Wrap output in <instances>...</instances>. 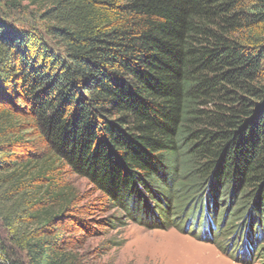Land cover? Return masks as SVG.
<instances>
[{
  "label": "trees",
  "instance_id": "16d2710c",
  "mask_svg": "<svg viewBox=\"0 0 264 264\" xmlns=\"http://www.w3.org/2000/svg\"><path fill=\"white\" fill-rule=\"evenodd\" d=\"M5 1L23 19L0 16V264H83L61 233L73 177L133 216L160 217L159 183L188 177L183 203L209 181L205 212L235 186L246 260L264 239V0ZM226 216L197 231L226 235Z\"/></svg>",
  "mask_w": 264,
  "mask_h": 264
},
{
  "label": "rangeland",
  "instance_id": "374dc122",
  "mask_svg": "<svg viewBox=\"0 0 264 264\" xmlns=\"http://www.w3.org/2000/svg\"><path fill=\"white\" fill-rule=\"evenodd\" d=\"M0 16L17 21L23 19L22 14H13V10L8 7L5 0H0ZM26 19L32 22L34 20L29 14ZM37 22L41 27L42 23L37 20L31 23L32 26ZM182 175L187 174L182 173ZM72 179L79 198L70 213L73 217L70 216L65 220L61 233L66 237V249L73 251L74 254L78 253L83 264H264V258H260L264 257L263 238L255 241L254 246L250 248L249 258L244 261L234 259L223 251V248L231 244L229 251L233 250L240 241L248 243L245 237L248 220L243 218L253 207V201L250 207H246L244 197L240 198V195L230 193L235 186L223 187L224 195L221 196V193L217 195L218 204L214 208L211 203V207L205 212L204 194L212 191L209 181L196 189L195 195L190 196V201L183 203L179 197L178 182L188 177L178 179L172 184V188L159 183L160 189H158L163 191L166 201L165 199L160 201L155 196L150 197V200L157 206L160 218L158 214L142 216L141 213L136 212L133 216L129 212L126 213L116 202L108 200L98 192L86 179L80 177ZM173 187L178 189L173 190ZM145 191L148 192L149 188L143 192ZM165 202L167 208H164ZM180 203L183 206L186 203L189 205L195 203L198 207L196 210L194 205L190 206L187 218L185 212L179 215L178 221L184 217L185 226L183 223L174 226L178 217L177 210L180 208H176V204ZM235 209H238V213ZM164 211H168V216H165ZM171 211L174 213L172 217ZM225 211H227L224 220L227 234L217 241L201 239L195 233H191L197 231V221L200 216L207 217L210 223L215 217L220 226ZM261 220L264 223V217ZM237 229L243 232L244 236L233 237ZM252 230L251 233L256 239L258 231L254 227Z\"/></svg>",
  "mask_w": 264,
  "mask_h": 264
},
{
  "label": "clouds",
  "instance_id": "9594fccd",
  "mask_svg": "<svg viewBox=\"0 0 264 264\" xmlns=\"http://www.w3.org/2000/svg\"><path fill=\"white\" fill-rule=\"evenodd\" d=\"M213 222H214L213 219L211 220V223H210V221H209V219H208V223L211 225V227H213V226H212ZM207 226H208V224H207ZM208 231H209V229L207 228V229H206V232H207V234L209 235V232H208ZM191 233H195V234H196L197 236H199L201 239H207V240H213V241H217V240L219 239V238H216V239L214 240V239L211 238L210 236H208V238H204V237H203V234H202V231H201V227L199 228L198 231L191 232ZM243 236H244V235H243ZM233 237H235V235H234ZM247 240H248V242H249L250 239H247ZM251 242H253V241L251 240ZM225 248H226V247H225ZM227 248H228V246H227ZM227 248H226V249H227ZM229 249H230V248H228V251H227V252H225V251H224V252H225L226 254H228L230 257H233V256H231V255L229 254V252H230ZM231 251H232V250H231ZM232 253H233V252H232ZM240 255H242V256H240ZM238 256H239L240 258L243 257V253H242V251L239 250V255H238ZM233 258H234V259H237V258H235V257H233Z\"/></svg>",
  "mask_w": 264,
  "mask_h": 264
},
{
  "label": "bare ground",
  "instance_id": "6f19581e",
  "mask_svg": "<svg viewBox=\"0 0 264 264\" xmlns=\"http://www.w3.org/2000/svg\"><path fill=\"white\" fill-rule=\"evenodd\" d=\"M247 229H248V226H247V228L245 229V231L247 232ZM255 242V241H254Z\"/></svg>",
  "mask_w": 264,
  "mask_h": 264
}]
</instances>
